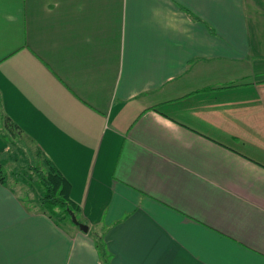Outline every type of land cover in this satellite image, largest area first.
I'll list each match as a JSON object with an SVG mask.
<instances>
[{"label": "crops", "instance_id": "1", "mask_svg": "<svg viewBox=\"0 0 264 264\" xmlns=\"http://www.w3.org/2000/svg\"><path fill=\"white\" fill-rule=\"evenodd\" d=\"M6 117L89 231L0 180V264H264V0H0Z\"/></svg>", "mask_w": 264, "mask_h": 264}, {"label": "trees", "instance_id": "2", "mask_svg": "<svg viewBox=\"0 0 264 264\" xmlns=\"http://www.w3.org/2000/svg\"><path fill=\"white\" fill-rule=\"evenodd\" d=\"M5 126L12 133L21 132L19 126L8 117L5 118ZM46 166V172L38 168L34 171L40 186V197L37 198V204L44 213L57 222H62L67 218L71 220L69 211L75 214L79 211L78 206L70 197L71 183L51 162H48ZM1 173L0 169V180L3 182L5 178ZM95 242L102 264H109L110 254L104 238L95 236Z\"/></svg>", "mask_w": 264, "mask_h": 264}, {"label": "rangeland", "instance_id": "3", "mask_svg": "<svg viewBox=\"0 0 264 264\" xmlns=\"http://www.w3.org/2000/svg\"><path fill=\"white\" fill-rule=\"evenodd\" d=\"M11 137L13 141L4 136L2 139L9 145V150L2 155L1 160H5V162L2 165L3 171L1 174H3L7 184L12 186L15 190L19 188L27 190V194L22 192L20 196L24 198L27 203L30 200V205L37 207V205H34L35 202L33 201L40 197V186L38 185V178L34 171L39 168L42 169L43 172H46L44 163H42L41 158H38V156L36 157L34 146L21 136V132H15ZM65 220L72 223V220L69 218L63 219L62 221Z\"/></svg>", "mask_w": 264, "mask_h": 264}, {"label": "water", "instance_id": "4", "mask_svg": "<svg viewBox=\"0 0 264 264\" xmlns=\"http://www.w3.org/2000/svg\"><path fill=\"white\" fill-rule=\"evenodd\" d=\"M69 215L71 217V220H72L73 224H75L76 226H78L81 231H83V232H88L89 231V227L86 224L81 223L78 220L76 214L73 211H69Z\"/></svg>", "mask_w": 264, "mask_h": 264}]
</instances>
